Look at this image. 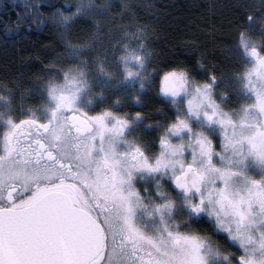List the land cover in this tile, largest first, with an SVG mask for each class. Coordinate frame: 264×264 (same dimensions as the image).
Wrapping results in <instances>:
<instances>
[{"label":"snow or ice","instance_id":"1","mask_svg":"<svg viewBox=\"0 0 264 264\" xmlns=\"http://www.w3.org/2000/svg\"><path fill=\"white\" fill-rule=\"evenodd\" d=\"M112 7L57 12L64 51L35 77L41 106L17 109L21 82L2 86L0 264H264V2L236 4L225 59L238 67L197 59L199 79L149 71L147 25L100 42L96 16ZM89 24L72 43L69 28ZM124 85L140 107L158 88L166 110L146 124L120 97L90 107Z\"/></svg>","mask_w":264,"mask_h":264},{"label":"trees","instance_id":"2","mask_svg":"<svg viewBox=\"0 0 264 264\" xmlns=\"http://www.w3.org/2000/svg\"><path fill=\"white\" fill-rule=\"evenodd\" d=\"M8 1L0 0V28H5L0 30V90L5 84L10 88L14 87L13 82L18 79L21 87L13 97L16 107L41 105L35 77L43 74L45 66H60L59 63L52 62L63 55L60 33L64 29L50 19L49 6L35 5L36 0H23L35 5L38 21L34 23L25 19L23 14L19 17L23 9ZM237 2L238 0H134L128 5L126 14L122 15L119 3L114 4L110 11L114 14L121 12V18L113 20L115 24L121 21L135 26H148L153 61L149 71L155 70L158 80L165 72L181 67L193 69V76L199 79L200 73L195 70L197 59H202L206 67L215 66L217 71L231 72L238 67L225 59L236 41V21L239 16ZM246 2L255 5L254 11L259 9L256 0ZM107 18V14L96 18L101 33L105 32L104 23ZM20 23L21 28H17ZM93 30L94 27L90 24L72 25L68 30V38L74 44H81L89 40ZM254 35L259 36L258 26ZM25 89L32 91L25 93ZM157 93L158 88L154 87L143 94V107L135 104L133 108V112L142 111L146 114V124L159 119L160 113L166 110ZM123 109L127 110L126 107Z\"/></svg>","mask_w":264,"mask_h":264},{"label":"rangeland","instance_id":"3","mask_svg":"<svg viewBox=\"0 0 264 264\" xmlns=\"http://www.w3.org/2000/svg\"><path fill=\"white\" fill-rule=\"evenodd\" d=\"M255 1V0H254ZM11 5H19V7L23 8V14L25 16L28 17L29 20H32L34 23H36L38 21L37 19V15H36V11H35V5H39V4H44L50 7L51 12H50V19L55 22V15L57 14V12H62L65 15H68V8L69 6H71V11L75 12L76 8L75 5L83 2L85 5L89 3V0H72V2L67 1V0H36L35 5L31 2V1H23V0H9L8 1ZM91 2L93 4H95L96 6H100L103 5L105 3L107 4H111L112 6L116 3H119L121 11H122V15L127 13V9H129V6L127 9L123 8V5H131L134 0H91ZM264 2V0H256L257 3V7L259 8L261 3ZM106 15V14H104ZM104 15H97L96 18L99 17H103ZM108 18H107V22L105 21L104 25H105V32L100 33L98 35V40L100 42H103L105 44V46L108 45L109 41H111L113 44L116 43V41H118L121 36L123 35V33L125 31L127 32H135L137 27H141V26H135V25H131L129 23H122L121 21H118V24L113 23V20H118L119 18H121V12L119 14H114L111 13V11H109V13H107ZM78 18V17H77ZM102 20V19H100ZM112 20V21H111ZM126 43H130L133 44L135 43V41H125ZM119 46V45H117ZM92 84H93V89L94 90H99L100 89V84L97 82L96 79H92ZM132 88V87H129ZM119 89H123V91L127 90L124 88H119ZM2 91V90H0ZM42 105V104H41ZM40 105V106H41Z\"/></svg>","mask_w":264,"mask_h":264},{"label":"flooded vegetation","instance_id":"4","mask_svg":"<svg viewBox=\"0 0 264 264\" xmlns=\"http://www.w3.org/2000/svg\"><path fill=\"white\" fill-rule=\"evenodd\" d=\"M19 28V27H17ZM2 29H5V28H0V30ZM127 89L125 91H123V89H106L105 90V101L103 103H101L98 99L96 101H94V104L91 105L90 107H96L97 110L99 108H102V107H105L106 105H110L112 104V102L117 98V97H120L121 100H122V107L120 108V111H127V112H131V113H135L133 112V108L135 107V103H134V92H133V88H129V86L127 85H124V86H121V88H124ZM101 89L99 90H94V94H96L98 96L99 92H100ZM39 94V92H38ZM40 95V94H39ZM39 101V100H38ZM43 103V100L42 98L40 99V104ZM128 104V105H127ZM40 105H36V106H23V108H29V107H39ZM127 108V110H124L123 108ZM17 109H19L17 107Z\"/></svg>","mask_w":264,"mask_h":264},{"label":"bare ground","instance_id":"5","mask_svg":"<svg viewBox=\"0 0 264 264\" xmlns=\"http://www.w3.org/2000/svg\"><path fill=\"white\" fill-rule=\"evenodd\" d=\"M23 9V8H22ZM24 11V10H23ZM23 11L22 12H20L21 14H19V17H20V15H22L23 14ZM18 12H19V10H18ZM23 17L25 18V19H28V17L27 16H25L24 14H23ZM29 20V19H28ZM22 24L20 23V24H18V26L20 27ZM21 28V27H20ZM24 28H26V27H24Z\"/></svg>","mask_w":264,"mask_h":264}]
</instances>
